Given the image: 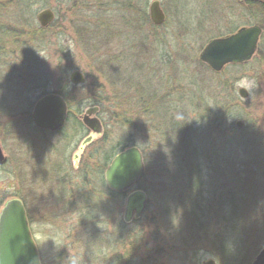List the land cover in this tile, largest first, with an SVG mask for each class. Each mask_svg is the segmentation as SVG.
I'll list each match as a JSON object with an SVG mask.
<instances>
[{"label": "rangeland", "instance_id": "rangeland-1", "mask_svg": "<svg viewBox=\"0 0 264 264\" xmlns=\"http://www.w3.org/2000/svg\"><path fill=\"white\" fill-rule=\"evenodd\" d=\"M18 1L0 0V100L31 112L44 95L73 86V71L87 78L69 88L77 114L65 130L31 125L33 164L0 171V201L34 192L31 230L42 264L85 263L97 231L118 232L128 244L135 239L131 264H143L147 248L148 264H252L264 249V0H161L163 27L150 20L153 0ZM44 9L56 22L35 38ZM143 11L149 23L139 19ZM252 26L263 34L249 62L215 73L200 61L210 41ZM240 88L248 98H240ZM96 101L120 111L98 114L107 148L143 153L146 176L135 189L150 194L143 216L129 224L123 217L132 190L110 194L109 165L95 182L74 168L90 133L74 121L99 107ZM92 152L89 146L80 166ZM84 184L104 192L105 209L90 206L95 200Z\"/></svg>", "mask_w": 264, "mask_h": 264}, {"label": "water", "instance_id": "water-1", "mask_svg": "<svg viewBox=\"0 0 264 264\" xmlns=\"http://www.w3.org/2000/svg\"><path fill=\"white\" fill-rule=\"evenodd\" d=\"M149 14L155 26L164 24L165 14L159 0H153L150 4ZM55 19L56 15L51 9H44L37 15L38 23L44 28H48ZM261 35V27L252 26L244 27L228 37L217 38L206 46L200 55V60L218 73L230 64L248 62L256 54ZM70 82L72 85L84 84L85 77L80 71H76L71 74ZM239 95L246 99L249 93L241 88ZM68 111V103L61 95L49 93L34 104L32 118L38 129L57 132L63 128ZM98 114V106L89 107L84 112L83 122L92 133L80 144L79 150L74 155L75 161L79 160L90 144L103 135L104 127ZM236 126L242 129L244 123L237 121ZM6 161L0 149V164ZM144 176V157L138 147L120 151L106 169L105 181L110 191L123 194L132 190L127 195L123 217L127 224L133 220H139L147 208V193L135 189ZM0 264H42L25 208L18 199L10 200L0 215ZM203 264H216V262L208 259ZM252 264H264V249Z\"/></svg>", "mask_w": 264, "mask_h": 264}, {"label": "trees", "instance_id": "trees-1", "mask_svg": "<svg viewBox=\"0 0 264 264\" xmlns=\"http://www.w3.org/2000/svg\"><path fill=\"white\" fill-rule=\"evenodd\" d=\"M18 2L22 5L24 3V0H19ZM132 3L133 1L129 2L131 6H133ZM263 13H264V9H263ZM139 19L146 21L147 23L150 22L148 14L145 11H143V14L139 17ZM54 25L55 23L52 25V27ZM48 32H50V29L39 27L32 34L35 38H40V37H43ZM18 37L22 39L26 37V35H23V33L20 32V35ZM20 42L21 41L15 40V45H19ZM70 87L72 89L74 88V86H71L70 83H67L66 87L59 88L55 92L63 96L64 99L68 103L69 111L67 115V122L73 120V118L77 114V111L74 108H72L73 106H71L72 92L69 89ZM101 88L104 90L103 86ZM96 103L101 108V109L99 108L100 113L108 112L112 116H114L115 114L120 116L119 114L120 111L116 112L109 108H105L103 104H101V102L99 101H96ZM109 118L110 116L108 117V119ZM222 120L225 122L228 120V117L222 116ZM128 121L132 124V126L137 125V120L134 117L129 118ZM141 124L142 122L140 123V125ZM65 127L62 129L63 131L65 130ZM107 136H108L107 133L106 134L104 133L100 139L96 140L90 145L93 151L92 154L89 155L87 160L85 161L82 160L81 166L78 168V172H80L81 174L80 177L82 178V180L93 177L94 182H95L97 179L96 177L97 174L100 175L99 177H102L106 166L110 164L112 159L117 154V153L114 154L113 150L107 148V145H106ZM124 149H122V151ZM83 189L89 192V196L91 195L90 201H93L92 197L95 200V202L93 201L92 203H90L91 204L90 206H93L94 208H104V209L108 206L107 202L109 201L105 200V198L103 197V194H104L103 191L95 189L94 186H91V185L88 186L87 184L83 185ZM147 193L150 194L149 192ZM110 194L114 196L119 195L118 193H114L112 191H110ZM83 205L85 204L83 203ZM184 227L186 230H189L192 226L190 224H186L184 225ZM130 236H128L127 239L130 240ZM124 240H125L124 237L119 236L118 232L117 233L116 232L107 233V235L101 236L100 231H97V238L90 240L88 245L85 247V252L83 255H84V258L86 259V262L83 263L81 261L79 264H131L132 258L133 257L136 258L139 250L135 251L136 244L135 242H133L135 239L131 237L129 244L127 242L125 243ZM152 257L153 256L151 255L149 248H147L146 256L143 257L146 261L143 264H148L149 261L152 260ZM239 264H242V263H239Z\"/></svg>", "mask_w": 264, "mask_h": 264}, {"label": "flooded vegetation", "instance_id": "flooded-vegetation-1", "mask_svg": "<svg viewBox=\"0 0 264 264\" xmlns=\"http://www.w3.org/2000/svg\"><path fill=\"white\" fill-rule=\"evenodd\" d=\"M208 1H210L211 3V0H208ZM254 1H258V0H252V2ZM163 26L164 25H161L160 27H163ZM15 102L18 103V105H22L20 104V100H15ZM32 111L30 112V108H24V107L18 108V107L8 104L7 101L0 100V149H1L3 156L7 160L6 163L0 164V171L6 170L7 168H9V166H12V165L16 169H23L24 168L23 166H25L26 163L33 164L35 158L33 155L29 154V151L32 148H34L33 140H32L33 132L29 131L30 129H32L31 125L35 126V123L32 118ZM66 123H68L67 120L64 124V127L67 125ZM91 133L92 131L90 130L89 135ZM24 149L27 150L28 152H26ZM20 154H22V156ZM83 154L80 156L77 162L74 160V156H73V162H74L75 169L79 168L80 161H81ZM28 184L32 186L33 184L32 179L28 178ZM33 196H34V192L32 190L28 192L27 197L22 194H17L15 196L7 198L6 200H1L0 201V215L5 205L10 200L18 199L23 203V206L25 208V212L27 215L28 224L31 230V217H30L31 210L29 206V200L30 198L33 199ZM32 235H33V232H32Z\"/></svg>", "mask_w": 264, "mask_h": 264}, {"label": "bare ground", "instance_id": "bare-ground-1", "mask_svg": "<svg viewBox=\"0 0 264 264\" xmlns=\"http://www.w3.org/2000/svg\"><path fill=\"white\" fill-rule=\"evenodd\" d=\"M160 1V4H161V0H159ZM161 8H162V10H163V12H164V9H163V7H162V5H161ZM52 10V9H51ZM164 14H165V12H164ZM149 17H150V14H149ZM166 14H165V21H166ZM151 20V19H150ZM56 22V19L54 20V22L48 27V28H45V29H50L51 27H52V25L54 24ZM152 22V21H151ZM153 24V23H152ZM40 25V24H39ZM155 26V25H154ZM41 28H44V27H42V26H40ZM157 27H160V26H157ZM242 28H244V27H242ZM242 28H240V29H242ZM239 29V30H240ZM262 29V28H261ZM238 30V31H239ZM238 31H236V32H238ZM236 32H234V33H236ZM234 33H232V34H234ZM232 34H230V35H232ZM262 34H263V29H262ZM230 35H228V36H230ZM228 36H225V37H228ZM261 37H262V35H261ZM261 37H260V39H261ZM220 38H223V37H220ZM215 40V39H214ZM213 41V40H212ZM211 42V41H210ZM209 42V43H210ZM260 42V41H259ZM208 43V44H209ZM259 45V44H258ZM206 48V47H205ZM204 48V49H205ZM203 49V50H204ZM258 49V48H257ZM203 52V51H202ZM201 61V60H200ZM202 62V61H201ZM249 62V61H248ZM203 63V62H202ZM245 63H247V62H245ZM205 64V63H204ZM233 64H244V63H233ZM207 65V64H206ZM208 66V65H207ZM209 67V66H208ZM209 69L210 70H212L210 67H209ZM225 69V68H224ZM223 69V70H224ZM76 71H80V70H75V71H73L71 74H73L74 72H76ZM213 71V70H212ZM83 75H84V77H85V83L84 84H80V85H73V86H75V87H79V86H85L86 85V83H87V78H86V76H85V74L82 72V71H80ZM213 72H215V71H213ZM215 73H218V72H215ZM71 74H70V76H71ZM241 89V88H240ZM239 89V90H240ZM239 90H238V95H239ZM240 96V95H239ZM63 97V96H62ZM64 98V97H63ZM241 98V97H240ZM243 99V98H242ZM88 109V108H87ZM100 112V111H99ZM237 121H241V120H237ZM237 121H236V123H237ZM242 122V121H241ZM236 123H235V125H236ZM103 125V124H102ZM80 126H85L87 129H89L85 124H84V122H83V117L81 118V120H75L74 121V127H75V129H77L78 127H80ZM103 127H104V125H103ZM244 127V126H243ZM236 128H237V126H236ZM237 129H239V128H237Z\"/></svg>", "mask_w": 264, "mask_h": 264}]
</instances>
